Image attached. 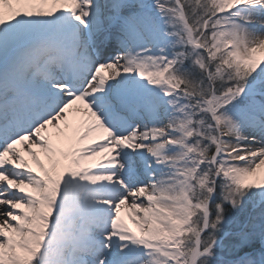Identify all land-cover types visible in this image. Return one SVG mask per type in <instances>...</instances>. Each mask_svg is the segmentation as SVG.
Wrapping results in <instances>:
<instances>
[{"label": "snow or ice", "instance_id": "1", "mask_svg": "<svg viewBox=\"0 0 264 264\" xmlns=\"http://www.w3.org/2000/svg\"><path fill=\"white\" fill-rule=\"evenodd\" d=\"M0 264H264V0H0Z\"/></svg>", "mask_w": 264, "mask_h": 264}, {"label": "bare ground", "instance_id": "2", "mask_svg": "<svg viewBox=\"0 0 264 264\" xmlns=\"http://www.w3.org/2000/svg\"><path fill=\"white\" fill-rule=\"evenodd\" d=\"M43 155H42V159H43ZM26 159H29V162L31 163V159L29 157H26ZM47 163V161H45Z\"/></svg>", "mask_w": 264, "mask_h": 264}]
</instances>
